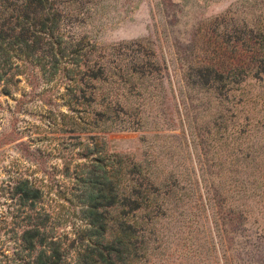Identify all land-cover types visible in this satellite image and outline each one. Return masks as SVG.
<instances>
[{
  "label": "rangeland",
  "instance_id": "374dc122",
  "mask_svg": "<svg viewBox=\"0 0 264 264\" xmlns=\"http://www.w3.org/2000/svg\"><path fill=\"white\" fill-rule=\"evenodd\" d=\"M45 17L61 44L15 60L28 77L0 96V264H26L23 183L74 256L79 180L121 157L159 186L132 264H264V0H46Z\"/></svg>",
  "mask_w": 264,
  "mask_h": 264
},
{
  "label": "trees",
  "instance_id": "16d2710c",
  "mask_svg": "<svg viewBox=\"0 0 264 264\" xmlns=\"http://www.w3.org/2000/svg\"><path fill=\"white\" fill-rule=\"evenodd\" d=\"M34 1L35 7L28 10L26 6L23 10L11 9L5 0L0 5V96L13 98L19 91L18 75L28 77L15 60L34 58L37 46L44 41L61 44L56 18L45 17L46 0ZM58 51L59 55L67 53L61 47ZM49 53L56 55L54 48ZM100 72L102 76L105 73ZM90 78L101 79L94 71ZM79 181L83 190L76 199L83 225L74 256L57 232L60 224L55 223L53 215L35 207L43 200V192L28 183L18 188L23 203L30 204L14 242L27 256L26 264H132L138 259L136 239L145 232L141 221L146 220L139 214L152 207V195L159 186L143 175L139 165L129 164L122 157L115 164L95 161Z\"/></svg>",
  "mask_w": 264,
  "mask_h": 264
}]
</instances>
